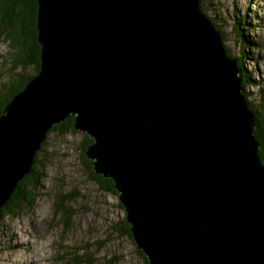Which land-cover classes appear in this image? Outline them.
<instances>
[{
    "label": "water",
    "instance_id": "obj_1",
    "mask_svg": "<svg viewBox=\"0 0 264 264\" xmlns=\"http://www.w3.org/2000/svg\"><path fill=\"white\" fill-rule=\"evenodd\" d=\"M39 70L0 114V208L69 115L148 264H264V164L199 0H36Z\"/></svg>",
    "mask_w": 264,
    "mask_h": 264
},
{
    "label": "rangeland",
    "instance_id": "obj_2",
    "mask_svg": "<svg viewBox=\"0 0 264 264\" xmlns=\"http://www.w3.org/2000/svg\"><path fill=\"white\" fill-rule=\"evenodd\" d=\"M203 5L225 31L231 54L242 61L246 54L243 65L257 84L243 90L258 110L264 86V0H204ZM242 14L256 25L250 31L243 29L256 40L248 49L230 32L236 16ZM9 52L10 43L0 36V86L10 77L34 73L31 64L13 68ZM83 137L79 131L47 136L38 155L37 172L42 178L39 188L31 191V203L23 204L13 217L0 218V264H73L75 257L89 264H146L133 240L121 230L125 213L118 195L100 189L80 162ZM69 192L73 197L65 204L72 213L66 226L54 203L57 194Z\"/></svg>",
    "mask_w": 264,
    "mask_h": 264
},
{
    "label": "trees",
    "instance_id": "obj_3",
    "mask_svg": "<svg viewBox=\"0 0 264 264\" xmlns=\"http://www.w3.org/2000/svg\"><path fill=\"white\" fill-rule=\"evenodd\" d=\"M203 1L204 0H199L201 5L200 7L205 15L211 20L216 30L220 33L227 55L236 58L237 66L239 68V75L242 81V94L244 100L248 103V107L254 113V137L259 144L258 155L260 157L261 163L264 164V86L260 88V99L262 103L260 108L256 110L248 102V97L243 90L244 86L257 84V80H254L251 77V71H247L243 65L245 63L244 55L246 54L241 56L243 58V61L235 57L234 54H231L229 47L226 45L224 40L225 31H223L220 24L216 22L213 17H211L209 14L207 15L206 8L203 5ZM36 10V0H0V36H2L5 41L10 43L11 52H9V55H11L12 67L17 68L18 66L31 64L34 70L33 74H19L17 76L10 77L9 80L7 79L6 82H3V84H1L0 114L2 113L5 105L14 96V94L19 92L24 87L25 83L39 70L40 46L36 40ZM255 27L256 25L249 22L247 20V16L245 14H242L238 17L236 16V21L235 23H233L230 32L236 37L238 41L237 43L240 44L242 48L246 49L247 47L248 49L249 46L255 45L256 40L251 35H248L247 31H250ZM243 29L247 30L246 33H244ZM73 122L74 116L69 115L65 117L61 122L53 124L51 126L50 130L46 134L45 139L41 142L40 148L37 150L34 156V163L31 166L30 172L17 182L16 188L11 194L10 199L0 208V218L7 216L13 217L19 213V211L23 207V204L31 203V191L35 188H39V180L42 178L37 172V166L39 165V163H41L38 155L44 147L47 136L52 132L61 135L68 132L76 133L79 130H76L74 128ZM82 133L84 134V141L82 142V146H80V162L87 169L90 177L93 178V180H95L99 185L100 189L104 191H110L118 195L117 191L113 187V182L110 178H104L92 170L91 161L85 154V149L91 143L92 139L86 133ZM72 197V192L61 195L59 193L57 194V198L54 203V211L56 213H58L59 211L62 213L63 217L65 218V221L63 220L64 225L66 226L67 220L70 219L72 211L70 209V206H67L65 202L66 200L72 199ZM119 206L122 207L120 203ZM129 229L130 226L124 219L122 222L121 230L132 239ZM138 253L143 256L146 264H148L147 259L141 252V250H139ZM81 262H85V264L90 263L87 260L78 261L75 257L73 264H79Z\"/></svg>",
    "mask_w": 264,
    "mask_h": 264
},
{
    "label": "bare ground",
    "instance_id": "obj_4",
    "mask_svg": "<svg viewBox=\"0 0 264 264\" xmlns=\"http://www.w3.org/2000/svg\"><path fill=\"white\" fill-rule=\"evenodd\" d=\"M241 95L243 96V94L241 93Z\"/></svg>",
    "mask_w": 264,
    "mask_h": 264
}]
</instances>
